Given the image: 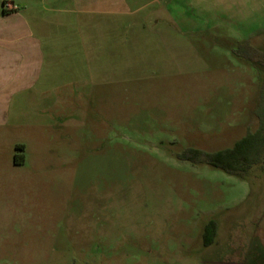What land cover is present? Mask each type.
I'll return each mask as SVG.
<instances>
[{"label":"rangeland","instance_id":"obj_1","mask_svg":"<svg viewBox=\"0 0 264 264\" xmlns=\"http://www.w3.org/2000/svg\"><path fill=\"white\" fill-rule=\"evenodd\" d=\"M127 19L88 64L74 48L58 86L0 126V264H264V170L241 179L177 156L256 128L264 62L226 32L177 45ZM251 45L264 52V36Z\"/></svg>","mask_w":264,"mask_h":264},{"label":"crops","instance_id":"obj_2","mask_svg":"<svg viewBox=\"0 0 264 264\" xmlns=\"http://www.w3.org/2000/svg\"><path fill=\"white\" fill-rule=\"evenodd\" d=\"M140 1L17 0L13 11L1 5L0 126L20 124L27 99L58 86L56 69L74 48L79 63L88 64L106 30L116 37L123 13L135 32L160 33L163 40L177 34V45L185 33L226 32L237 46L264 36V0H149L139 12Z\"/></svg>","mask_w":264,"mask_h":264},{"label":"trees","instance_id":"obj_3","mask_svg":"<svg viewBox=\"0 0 264 264\" xmlns=\"http://www.w3.org/2000/svg\"><path fill=\"white\" fill-rule=\"evenodd\" d=\"M236 53L254 63L264 62V52L254 48L249 42L240 43ZM258 119L255 129H248L246 133L234 141L231 146L207 151L198 147H187L177 154L181 160L189 161L192 164L206 163L214 168H218L227 174L247 179L248 172L253 167L264 170V74L261 80L258 100L254 110ZM16 148L23 149V144H17ZM24 161L22 152L13 155V162L20 164ZM215 223L209 221L206 224L203 236L206 243L209 234H214Z\"/></svg>","mask_w":264,"mask_h":264},{"label":"built area","instance_id":"obj_4","mask_svg":"<svg viewBox=\"0 0 264 264\" xmlns=\"http://www.w3.org/2000/svg\"><path fill=\"white\" fill-rule=\"evenodd\" d=\"M2 7L5 10L13 11L17 10L19 6L13 0H3Z\"/></svg>","mask_w":264,"mask_h":264}]
</instances>
